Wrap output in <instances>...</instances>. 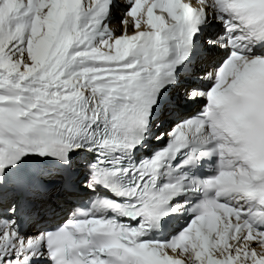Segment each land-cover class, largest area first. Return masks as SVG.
Instances as JSON below:
<instances>
[{"label":"snow or ice","instance_id":"1","mask_svg":"<svg viewBox=\"0 0 264 264\" xmlns=\"http://www.w3.org/2000/svg\"><path fill=\"white\" fill-rule=\"evenodd\" d=\"M0 264H264V0H0Z\"/></svg>","mask_w":264,"mask_h":264},{"label":"bare ground","instance_id":"2","mask_svg":"<svg viewBox=\"0 0 264 264\" xmlns=\"http://www.w3.org/2000/svg\"><path fill=\"white\" fill-rule=\"evenodd\" d=\"M116 21H118V16H117L116 19L113 20L112 24L110 25L111 28H113V27H114L113 29H118L119 28V25L113 26V24L116 23Z\"/></svg>","mask_w":264,"mask_h":264},{"label":"rangeland","instance_id":"3","mask_svg":"<svg viewBox=\"0 0 264 264\" xmlns=\"http://www.w3.org/2000/svg\"><path fill=\"white\" fill-rule=\"evenodd\" d=\"M118 19H119V18H118ZM117 24H118V23H117V21H116V23H114L113 26H116Z\"/></svg>","mask_w":264,"mask_h":264}]
</instances>
